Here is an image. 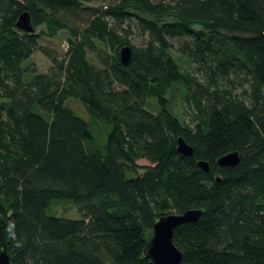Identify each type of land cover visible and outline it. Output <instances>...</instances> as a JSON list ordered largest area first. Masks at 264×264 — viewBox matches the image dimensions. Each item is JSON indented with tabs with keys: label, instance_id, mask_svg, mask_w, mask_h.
Returning a JSON list of instances; mask_svg holds the SVG:
<instances>
[{
	"label": "trees",
	"instance_id": "obj_1",
	"mask_svg": "<svg viewBox=\"0 0 264 264\" xmlns=\"http://www.w3.org/2000/svg\"><path fill=\"white\" fill-rule=\"evenodd\" d=\"M23 11L32 32L17 26ZM61 29L63 56L39 45ZM177 40L192 71L170 52ZM36 49L48 72L24 65ZM176 82L189 122L168 107ZM72 97L109 124L103 148ZM180 136L193 155L177 150ZM232 151L237 164H216ZM54 199L81 216L48 213ZM192 208L199 219L173 234L181 264H264V0H0V250L12 264H154L147 232Z\"/></svg>",
	"mask_w": 264,
	"mask_h": 264
},
{
	"label": "rangeland",
	"instance_id": "obj_2",
	"mask_svg": "<svg viewBox=\"0 0 264 264\" xmlns=\"http://www.w3.org/2000/svg\"><path fill=\"white\" fill-rule=\"evenodd\" d=\"M41 29V26L37 27V31H40ZM147 38V35L143 34L137 26L132 27V34L130 35L131 43L141 45L146 41ZM68 42H70L69 32L66 29L59 30L54 36L42 35L39 38L40 46L49 47L61 56L66 53ZM182 42L183 40L174 41V48H172L170 52L173 58L181 65L183 69L192 71L191 64L187 60V57L178 51V48ZM98 47L104 49L100 43H98ZM87 56L92 64L101 66L96 54L87 51ZM24 65L27 67H35L38 72L45 73L49 71L52 62L41 49H36ZM242 90V87L235 89V91H238L239 93ZM187 95L188 92L183 83L176 82L170 87L167 97L169 110L181 120L189 122L192 118V112L194 108L192 109L189 105V102L186 98ZM66 104L73 108L78 115L87 121H91L92 127L96 134L95 144L103 148L107 138V131L110 127L109 124L104 120L93 121L86 111L83 103H81L76 98H69ZM147 106L152 111H158L160 109V106L158 105L155 98H148ZM139 163L141 165H145L149 164V161L146 159H140ZM48 213L59 217L78 218L81 216L73 199H54L48 208ZM151 236L152 230H149L147 232V238L149 239Z\"/></svg>",
	"mask_w": 264,
	"mask_h": 264
},
{
	"label": "water",
	"instance_id": "obj_3",
	"mask_svg": "<svg viewBox=\"0 0 264 264\" xmlns=\"http://www.w3.org/2000/svg\"><path fill=\"white\" fill-rule=\"evenodd\" d=\"M17 26L25 31H34L31 15L28 11H23L18 20ZM120 59L124 65H128L132 59V47L124 45L120 49ZM177 150L186 155H193V147L188 144L183 137H178ZM238 151H232L221 155L216 164L219 166L235 165L239 162ZM198 164L205 171H210V164L207 160H199ZM203 213L202 209H187L184 212H170L162 214L152 226V236L146 243L144 253L150 257L154 264H181L182 251L173 241L174 229L180 224L196 221ZM0 264H12L10 255L6 249L0 250ZM98 264H117L116 262Z\"/></svg>",
	"mask_w": 264,
	"mask_h": 264
}]
</instances>
